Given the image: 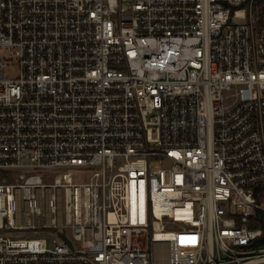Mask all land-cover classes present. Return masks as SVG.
I'll list each match as a JSON object with an SVG mask.
<instances>
[{
  "label": "built area",
  "instance_id": "1",
  "mask_svg": "<svg viewBox=\"0 0 264 264\" xmlns=\"http://www.w3.org/2000/svg\"><path fill=\"white\" fill-rule=\"evenodd\" d=\"M263 238L264 0H0V264H264Z\"/></svg>",
  "mask_w": 264,
  "mask_h": 264
},
{
  "label": "rangeland",
  "instance_id": "2",
  "mask_svg": "<svg viewBox=\"0 0 264 264\" xmlns=\"http://www.w3.org/2000/svg\"><path fill=\"white\" fill-rule=\"evenodd\" d=\"M9 71L10 72L7 74V76L11 78V77H14L17 74L18 69H17V67L16 68L15 67H11Z\"/></svg>",
  "mask_w": 264,
  "mask_h": 264
},
{
  "label": "trees",
  "instance_id": "3",
  "mask_svg": "<svg viewBox=\"0 0 264 264\" xmlns=\"http://www.w3.org/2000/svg\"><path fill=\"white\" fill-rule=\"evenodd\" d=\"M260 242H261V244H264V238Z\"/></svg>",
  "mask_w": 264,
  "mask_h": 264
},
{
  "label": "water",
  "instance_id": "4",
  "mask_svg": "<svg viewBox=\"0 0 264 264\" xmlns=\"http://www.w3.org/2000/svg\"><path fill=\"white\" fill-rule=\"evenodd\" d=\"M63 237H65L63 234H61Z\"/></svg>",
  "mask_w": 264,
  "mask_h": 264
}]
</instances>
